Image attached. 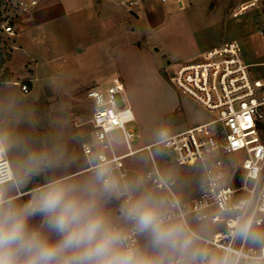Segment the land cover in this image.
<instances>
[{
  "label": "clouds",
  "instance_id": "obj_1",
  "mask_svg": "<svg viewBox=\"0 0 264 264\" xmlns=\"http://www.w3.org/2000/svg\"><path fill=\"white\" fill-rule=\"evenodd\" d=\"M11 80L0 75V264H264L259 177L226 198L229 166L209 150L186 173L166 125L122 161L128 122L73 130L67 104L42 132ZM91 100L109 110L114 90Z\"/></svg>",
  "mask_w": 264,
  "mask_h": 264
},
{
  "label": "built area",
  "instance_id": "obj_2",
  "mask_svg": "<svg viewBox=\"0 0 264 264\" xmlns=\"http://www.w3.org/2000/svg\"><path fill=\"white\" fill-rule=\"evenodd\" d=\"M120 3L133 11L141 6L142 0H120ZM37 4L38 0H6L2 10L8 9L0 16V34L14 35L16 20ZM239 9L254 11L257 31L264 41V0H244ZM165 73L179 94L210 113L206 121L184 128L166 125L172 156L182 165L192 166L212 150L216 159L227 164L232 172L226 198L241 194V177L249 173L264 182V62H248L241 42L233 39L205 50L196 59L169 64ZM18 84L25 94L30 92L28 83ZM109 89L114 90L115 103L106 111L94 107L91 124L95 131L99 125L117 118L121 123L128 122L123 127L128 148L121 157L123 161L131 153L143 150L146 144L134 146L142 133L131 126L136 116L121 77L113 78L106 88L90 89L88 97L92 98L96 92L107 93ZM200 199V193L193 198Z\"/></svg>",
  "mask_w": 264,
  "mask_h": 264
},
{
  "label": "rangeland",
  "instance_id": "obj_3",
  "mask_svg": "<svg viewBox=\"0 0 264 264\" xmlns=\"http://www.w3.org/2000/svg\"><path fill=\"white\" fill-rule=\"evenodd\" d=\"M178 1L159 0L160 4H156L158 10L167 12L174 9V15L170 22L165 20L157 27H153L145 17L141 16V20H136L130 14H122L127 12V9L118 2L117 8L121 10L119 29L113 36L110 35L113 51H110V46L107 49L104 44L97 43L91 50L75 51L73 54L53 59L52 63H46L44 55L39 53L37 58L28 62L27 70L34 73L33 79L38 73L37 86L42 88L47 84H57L56 87H61L66 78L79 77L88 78V82L95 80V83L99 84L95 87L106 88L117 73L116 61L119 56L121 69L125 70L124 79L130 90V99L138 109V119L131 126L141 131L142 138L136 142L135 147L145 145L148 137L164 122L175 123L180 119V123L187 124V119H208V111L189 97L179 94L170 83L165 73L168 61L170 60L172 65L185 61L187 58L184 57L195 48L196 43L202 46L217 45L238 39L246 59L256 62L264 59V41L257 31L254 11H240L239 6L243 0H183V8L179 7ZM5 2L6 0H0L2 5ZM86 5L87 3L84 4ZM136 11L142 13L139 9ZM9 37L8 34H0V61L5 60L12 49L13 42ZM131 43L144 45L149 50L153 61L159 67V80L152 78L142 67H139V72L135 74L134 63L129 70V63L126 64L123 52ZM166 53L168 56H165ZM7 62L2 70L7 67ZM35 93L36 91L27 95V99L30 100ZM65 101V98L51 99L53 106H61ZM51 104L48 102L46 105ZM173 105H177L174 110ZM82 110L87 112V106L82 105ZM45 119L48 124L51 118L47 116ZM123 161L127 162V158ZM182 166L186 173L191 168ZM197 194L198 192L194 193L193 198Z\"/></svg>",
  "mask_w": 264,
  "mask_h": 264
},
{
  "label": "crops",
  "instance_id": "obj_4",
  "mask_svg": "<svg viewBox=\"0 0 264 264\" xmlns=\"http://www.w3.org/2000/svg\"><path fill=\"white\" fill-rule=\"evenodd\" d=\"M162 1L167 2L168 0ZM118 2L120 3V0H38L37 6L31 12L20 16L16 20V33L12 36L9 35L13 44L7 68L12 74L11 83L17 90L22 91L18 82H25L31 88L30 92L25 94L26 96L36 91L35 95L31 96L30 100L28 99V102L34 107L40 117V131L44 132L48 130L49 123L47 124V120L45 119L47 116L53 118L59 115L58 109L61 106H53V102H51V99L59 98H65V104L70 106L73 130L83 129L93 131L91 118L94 104L91 98L88 97V90L99 86V84L95 83V80L88 82V78L79 77L66 78L61 87H56L57 84L55 83L56 85L54 86L47 84L48 86L46 85L42 88L37 86L38 73L35 79H33L34 73H30L27 70L28 62L37 58L39 53H42L47 61L46 63H52L53 59L63 55L67 56L73 54L75 51L86 52L87 50H91L97 43L104 44L105 47L107 46V49L110 46V51H113V40H111L112 37L110 35L112 34L113 36V33L119 29L121 10L117 8ZM85 3H87L86 6H84ZM178 3L180 8L184 7L183 0H179ZM156 4H160L159 0H142L141 6L136 8L142 13H139L135 9L133 11L137 15H134L126 8L127 12H122V14H130L136 20H141V16L145 17L153 27L161 25L165 20L170 22V19L174 15V9L167 12L158 10ZM213 46L215 44L202 46L196 43L195 48L184 57L187 59L183 62L196 59L205 50ZM123 56L125 57L126 64L129 63V70L135 64L133 66L135 74L139 72V67H142L143 70L151 74L152 78L156 77L158 79L160 77L159 67L153 61L149 50L144 45L129 44L124 50ZM165 56H168L167 53ZM256 62L263 63L264 59H259ZM116 63L117 73L113 78L119 76L124 80L127 95L132 108L135 110L137 120L138 109L130 99V90L124 79L125 70L121 69L119 56ZM169 64H172L170 60L168 61ZM48 102L52 103L51 106L46 105ZM56 102L54 101V103ZM82 105L87 106V112L82 110ZM176 106L173 105L172 110ZM199 120L195 118L187 119L188 123L186 124V122L180 123L179 119L175 123L164 124V122L162 124L161 122V124L162 126L173 125L177 128H184L188 125L204 122L207 119ZM177 123L179 125H176ZM198 195L199 192L196 197Z\"/></svg>",
  "mask_w": 264,
  "mask_h": 264
},
{
  "label": "trees",
  "instance_id": "obj_5",
  "mask_svg": "<svg viewBox=\"0 0 264 264\" xmlns=\"http://www.w3.org/2000/svg\"><path fill=\"white\" fill-rule=\"evenodd\" d=\"M0 5H1V6H0V16H2V15L4 14V12L7 11L6 9H8V7L5 8L4 10H2L3 5H2V4H0ZM9 58H10V54H9V56H7V58H6L5 60H1V61H0V75H3L4 77H12V74H11V72L8 70L7 67L4 68V70H2L4 64L9 60Z\"/></svg>",
  "mask_w": 264,
  "mask_h": 264
},
{
  "label": "water",
  "instance_id": "obj_6",
  "mask_svg": "<svg viewBox=\"0 0 264 264\" xmlns=\"http://www.w3.org/2000/svg\"><path fill=\"white\" fill-rule=\"evenodd\" d=\"M131 13H132V14H134V15H137V13H136V12H134V11H131Z\"/></svg>",
  "mask_w": 264,
  "mask_h": 264
},
{
  "label": "snow or ice",
  "instance_id": "obj_7",
  "mask_svg": "<svg viewBox=\"0 0 264 264\" xmlns=\"http://www.w3.org/2000/svg\"><path fill=\"white\" fill-rule=\"evenodd\" d=\"M246 119H248V118H246Z\"/></svg>",
  "mask_w": 264,
  "mask_h": 264
}]
</instances>
